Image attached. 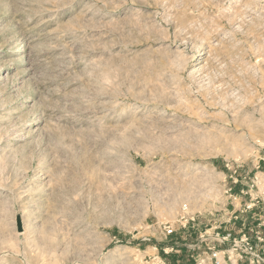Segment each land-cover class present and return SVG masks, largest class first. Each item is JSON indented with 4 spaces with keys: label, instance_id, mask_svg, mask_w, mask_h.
I'll list each match as a JSON object with an SVG mask.
<instances>
[{
    "label": "rangeland",
    "instance_id": "obj_1",
    "mask_svg": "<svg viewBox=\"0 0 264 264\" xmlns=\"http://www.w3.org/2000/svg\"><path fill=\"white\" fill-rule=\"evenodd\" d=\"M252 182L264 0H0V264H210Z\"/></svg>",
    "mask_w": 264,
    "mask_h": 264
},
{
    "label": "built area",
    "instance_id": "obj_2",
    "mask_svg": "<svg viewBox=\"0 0 264 264\" xmlns=\"http://www.w3.org/2000/svg\"><path fill=\"white\" fill-rule=\"evenodd\" d=\"M233 183L236 184V181H233ZM255 183L252 182L249 187L250 190L247 191H251L253 187L257 186ZM240 194H244V192L241 190ZM263 195L264 193L257 195L253 200L245 202L239 209L237 217L244 215L246 212H251L259 201L263 202V198L261 199ZM183 218L181 217V220ZM187 221L185 220V223ZM261 227H264L263 224L259 226V229ZM164 230L167 235L173 231L170 229V226L165 227ZM204 235L207 234L204 233ZM210 236L213 241V246L207 248L210 251V264H237V262L243 259H246L248 264H264V232L257 230L251 235L242 232L234 233L232 230L220 233L218 229H213V233ZM220 246H226V248L217 249ZM199 264H203V262Z\"/></svg>",
    "mask_w": 264,
    "mask_h": 264
},
{
    "label": "crops",
    "instance_id": "obj_3",
    "mask_svg": "<svg viewBox=\"0 0 264 264\" xmlns=\"http://www.w3.org/2000/svg\"><path fill=\"white\" fill-rule=\"evenodd\" d=\"M234 192H237L236 190H234ZM238 194H240V190H238ZM251 195V198L250 196ZM237 196V195H235ZM234 196V200H237V197ZM239 196V195H238ZM257 195L253 194L252 191H247L244 192V203L248 202L250 200H253ZM241 197V196H239ZM263 198V199H262ZM261 199L264 202V195L263 197L261 196ZM234 201V202H235ZM242 199L239 200V208H235L234 211L232 212L231 216L228 218V229L226 230H232L234 233H247V234H253L255 231L259 230L264 232V227L259 229V226H261L264 223L263 222H258L261 221L263 219L264 221V215H261V213L264 214V203L262 201H259L256 205V207L251 211V212H246L244 215L242 216H238V211L239 209L243 206L242 204ZM225 230V229H224ZM237 264H248L246 259H243L239 262H237Z\"/></svg>",
    "mask_w": 264,
    "mask_h": 264
},
{
    "label": "bare ground",
    "instance_id": "obj_4",
    "mask_svg": "<svg viewBox=\"0 0 264 264\" xmlns=\"http://www.w3.org/2000/svg\"><path fill=\"white\" fill-rule=\"evenodd\" d=\"M225 264V263H224Z\"/></svg>",
    "mask_w": 264,
    "mask_h": 264
}]
</instances>
